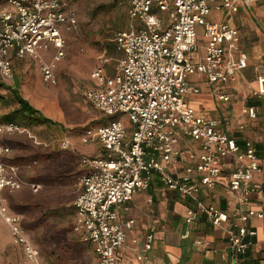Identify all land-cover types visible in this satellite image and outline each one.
<instances>
[{
  "label": "built area",
  "instance_id": "obj_1",
  "mask_svg": "<svg viewBox=\"0 0 264 264\" xmlns=\"http://www.w3.org/2000/svg\"><path fill=\"white\" fill-rule=\"evenodd\" d=\"M1 1L7 5L0 7V79L8 84L13 77L12 60L37 58L48 47L54 49V61L63 56L64 34L78 26L70 7L77 0ZM256 1L130 0L128 26L114 36L116 49L121 53L114 74L106 76L103 68L97 66L90 74L95 85L82 91L83 98L107 118L82 133L83 143L95 140L103 152L80 157L85 171L80 175V190L73 202V229L82 241L92 245L97 264H118L117 250L123 245L125 228L133 220L121 223L117 209L134 193L146 191L155 177L167 189L191 199L193 209L186 222L199 213L214 226L226 223L228 214L203 203L198 192L201 186L216 185L222 160L236 161L227 177L230 195L242 191L239 200L245 202L246 196L259 188L251 184L252 175L264 173V166L257 161L253 144H237L216 119L196 112L188 101L189 95L199 93V88L189 83L192 75H202L211 87L221 84L237 90L236 82L247 65V57L238 50V31L228 20L240 5ZM212 9L223 11L225 19L209 21ZM198 28L205 39L204 55L193 61L189 53L197 49ZM53 70V63L40 61L44 82H55ZM254 72L256 86L251 89V97L264 105V64L256 66ZM214 89L217 99L229 100L228 94ZM242 112L250 119L256 116L252 105H244ZM19 131L13 123H0V133ZM183 138L196 147H180ZM58 144L62 150L71 148L67 139ZM8 152L9 147L0 144V219L8 227L13 243L21 246L25 258L32 264H43L39 251L26 237L19 216L5 204L4 190H17L22 185L12 175L13 167L7 172L3 157ZM194 176H198L199 184L193 182ZM30 188L36 192L39 186L30 183ZM235 217L238 224L227 230V243L234 255H242L252 246L255 234L246 227L247 221L260 219L263 213L249 208ZM151 242L149 234L145 251L151 248ZM233 262L237 264L236 259Z\"/></svg>",
  "mask_w": 264,
  "mask_h": 264
},
{
  "label": "crops",
  "instance_id": "obj_2",
  "mask_svg": "<svg viewBox=\"0 0 264 264\" xmlns=\"http://www.w3.org/2000/svg\"><path fill=\"white\" fill-rule=\"evenodd\" d=\"M160 16L164 18L165 14H160ZM224 19L223 11L210 10L208 15L209 21L221 22ZM228 22L237 29L239 34L238 50L247 57V65L236 82L237 90H233L229 85L221 84H215L211 87L205 83L202 75H192L189 77V83L198 87L199 93L189 95L188 101L196 112L216 119L225 132L235 137L237 144L242 145L245 141H250L256 150L257 161L261 166H264V105L259 99L251 97V89L256 86L254 68L260 64H264V0H258L246 6L240 5L238 10L230 16ZM198 30L197 49L189 53V58L193 61L201 59L204 55L205 39L202 36L201 29L198 28ZM114 48L119 53V58L121 53L116 49L115 41ZM118 58L113 66L107 64L108 59H101L100 66L103 68L106 76L114 74ZM26 59H29V57H26L24 60ZM22 61L12 60V68L14 67V63ZM0 82L2 85L6 84L1 79ZM92 82L93 85L91 87L95 85L93 80ZM214 87L218 88L220 92L228 94L229 100L223 101L217 99ZM14 88L16 86H5V90H8L12 97L11 91ZM244 105L254 106L256 111L255 118L250 119L242 112ZM15 106L14 109L18 107L16 101ZM30 106L32 105L30 104ZM33 108L37 110L35 107ZM37 111L40 112L39 110ZM9 112L1 115L0 123L16 122L19 125L26 126L17 125L21 129L19 132L11 134L0 133V144L9 147V152L3 157L7 166V172H9L10 167H13L14 172H12V175L20 181L21 178L26 181H37L33 177L37 167H45L47 165H39L34 167L30 172L26 171V163L27 165L31 164L30 161L34 163L39 159V156L37 153H34V147L30 143V138L24 135V132H28L29 130L34 132L35 127L33 124L39 123L31 122L28 119V121L22 122L16 117H8ZM101 116L103 120L100 123H103L107 118L102 114ZM84 144L87 145L81 148L83 153L86 154L82 156H98L103 152L101 145L95 140ZM179 146L195 148L196 144L189 139L183 138ZM53 158L54 154H49L40 158V160L41 162H46ZM81 166L83 173L85 167L82 164ZM235 167L236 161L234 159L225 158L222 160V170L216 185L211 188L201 186L198 192V198L203 203L215 206L228 214V221L222 226L212 225L204 215L199 213H196L189 222H186V218L189 217L188 212L193 209L191 199L176 191L167 189L156 177L153 178L150 187L146 191L134 193L129 201L120 205L117 209L118 220L121 223L129 219L133 220L131 226L125 228L123 245L117 250L118 264H234V259H236L237 264H264V173H253L251 184L259 188L249 193L246 196L245 202H241L239 197L242 196V191H237L233 195H230L227 191V177ZM38 182L40 185L37 184L39 188L36 192L31 190L29 183V189L32 194H37L41 186H43L41 181ZM193 182L199 184L198 176H194ZM29 189L27 186L24 185L22 187L21 185L17 190H4L5 204L11 213L16 214L10 209L9 198L14 196L20 200L19 202H22L24 201V197L31 196ZM249 208L261 211L263 217L260 219L250 218L247 221L246 227L255 232L252 237V246L245 254L234 255L227 243V230L232 224H238L235 215L243 213ZM15 211L21 215V218H24L26 215L23 207L22 210ZM73 217L74 227V206ZM0 222L4 224L1 219ZM20 223L23 227L21 220ZM4 226H2L3 235L0 234V244L10 242L11 245L20 250L24 264H32L25 258L21 246L13 243L8 227L5 224ZM24 232L32 245L39 251L40 259L45 264L38 244L30 236L29 230H24ZM75 233L79 236L81 242L86 243L90 247L94 264H97V257L92 245L82 241L80 234ZM149 234L152 235L151 248L145 251V238ZM139 256H141L140 259H138Z\"/></svg>",
  "mask_w": 264,
  "mask_h": 264
},
{
  "label": "rangeland",
  "instance_id": "obj_3",
  "mask_svg": "<svg viewBox=\"0 0 264 264\" xmlns=\"http://www.w3.org/2000/svg\"><path fill=\"white\" fill-rule=\"evenodd\" d=\"M129 1L71 2L78 26L72 32H65L63 56L54 61V49L48 47L39 52L37 58L16 62L12 80L3 84L4 87L0 86V117L16 107L5 86H16L24 99L55 123L54 126L33 124L34 132H24L30 138L34 153L39 156L34 163H26V171L30 172L39 165H47V168L37 167L33 175L37 181L21 178L22 187L25 185L29 189V183L40 185L38 181L43 186L37 194H32L29 189L31 196L24 197L22 202L14 196L9 198L10 209L20 217L24 230H29L38 244L45 264H94L90 247L73 231V200L79 192L82 173L79 160L86 154L81 148L87 145L82 142V133L94 128L103 118L83 98L82 91L93 85L90 74L102 60L108 59L110 66L115 64L119 53L114 48V35L128 26L126 11ZM5 5V1L0 2V7ZM40 61L54 64L53 84L42 80ZM124 119L122 116L121 120ZM61 139H67L72 148L60 149L58 142ZM49 154H54V158L41 162L40 158ZM22 207L26 211L24 218L15 211L22 210ZM2 226L4 224L0 222V234L3 235ZM0 261L1 264H24L20 250L10 242L0 244Z\"/></svg>",
  "mask_w": 264,
  "mask_h": 264
},
{
  "label": "trees",
  "instance_id": "obj_4",
  "mask_svg": "<svg viewBox=\"0 0 264 264\" xmlns=\"http://www.w3.org/2000/svg\"><path fill=\"white\" fill-rule=\"evenodd\" d=\"M0 86H4V85L1 84ZM11 92L13 94L15 101L18 104V107L16 109H13L12 111H10L8 114V117H14V118L16 117L20 121L22 119L23 120L28 119L31 122H36L39 124H45L48 126H54L55 125V123L53 121H51L47 117L43 116L40 112H38L32 106H30V104L18 94L16 88L12 89Z\"/></svg>",
  "mask_w": 264,
  "mask_h": 264
}]
</instances>
